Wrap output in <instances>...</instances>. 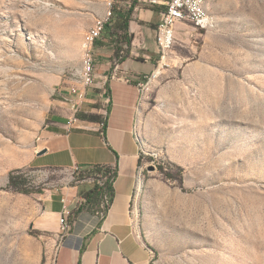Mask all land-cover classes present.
<instances>
[{
  "label": "rangeland",
  "instance_id": "rangeland-1",
  "mask_svg": "<svg viewBox=\"0 0 264 264\" xmlns=\"http://www.w3.org/2000/svg\"><path fill=\"white\" fill-rule=\"evenodd\" d=\"M114 1L0 0V264H55L60 247L82 245L86 217L66 233L42 226L45 195L101 175L23 168L40 193L7 185L59 90L78 83L84 38ZM208 9L213 26L179 25L144 91L132 209L151 264H264V0H208ZM95 58L97 69L113 65Z\"/></svg>",
  "mask_w": 264,
  "mask_h": 264
},
{
  "label": "crops",
  "instance_id": "crops-1",
  "mask_svg": "<svg viewBox=\"0 0 264 264\" xmlns=\"http://www.w3.org/2000/svg\"><path fill=\"white\" fill-rule=\"evenodd\" d=\"M132 1L136 6L130 23L134 34L130 58L117 71L111 69V62L103 68L96 67L95 85L83 101L77 97L65 101L68 89H60L55 112L49 118L51 123L41 132L32 152L14 167L79 170L100 165L117 170L107 216L100 220L98 211L95 215L83 213L76 220L70 218L71 228L83 223L85 217L89 220L83 235L76 237L82 245L60 247L55 264H151V253L138 236L131 217L141 173L142 147L137 138L144 92L139 85L157 74V28L160 13L170 0H127L124 6H130ZM74 104L79 105V113L96 115L99 121L75 116ZM79 189L65 187L45 195L46 216L40 220L44 228L60 229L58 221L64 207L69 210L68 219L83 201L78 196Z\"/></svg>",
  "mask_w": 264,
  "mask_h": 264
},
{
  "label": "trees",
  "instance_id": "trees-1",
  "mask_svg": "<svg viewBox=\"0 0 264 264\" xmlns=\"http://www.w3.org/2000/svg\"><path fill=\"white\" fill-rule=\"evenodd\" d=\"M126 2L127 0L114 1L111 8V16L104 25L101 37L95 40L93 45L95 54L97 51L101 55H110L113 62L111 69L116 68V64L122 65L130 58L131 55L134 34L131 33L130 23L133 20L136 2L132 1L131 5L128 7L124 6ZM106 50H109V52L102 54V52H106ZM77 117L83 120L94 122L99 121V117L96 115L79 113L77 114ZM138 143L142 147L139 139ZM142 154H144L143 150ZM83 169L93 171L94 173L101 175V178L97 180L98 182H95L92 187L79 186V197L83 201L76 210L70 213L68 220L70 218L76 220L83 213L95 215L98 211H100L102 200L106 196L110 199V207L113 202L114 184L117 179V170L112 167L100 165ZM79 180H83V178ZM7 188L27 195L40 193V191H37L34 188L27 187V179L21 170H14L10 172Z\"/></svg>",
  "mask_w": 264,
  "mask_h": 264
},
{
  "label": "built area",
  "instance_id": "built-area-1",
  "mask_svg": "<svg viewBox=\"0 0 264 264\" xmlns=\"http://www.w3.org/2000/svg\"><path fill=\"white\" fill-rule=\"evenodd\" d=\"M113 4H110V9L107 12V16L104 20H99L95 26L91 29L93 31H100L102 34L105 23L111 16V8ZM208 6V2L206 4ZM210 11V9H209ZM210 15H213L210 11ZM193 25L195 28L205 30V18H201L198 13L195 12V2L192 0H170L166 8L160 13V22L157 28L156 42L159 50V44H166V53H159L161 60L163 61L164 57H167L168 52L172 50L176 43V37L179 32V25ZM216 24V23H215ZM96 54L89 55L88 60L82 64V68L78 73L79 81L76 85L70 86L68 88V93L65 96V101L70 102L72 97H77L79 100L83 101L88 96V92L95 85L97 79L96 75ZM119 65L116 64V71L118 70ZM145 82H142L139 87H141ZM110 100H108V103ZM72 111L75 116L79 114L80 108L78 104H74ZM78 170V169H76ZM110 209V199L106 196L103 198L100 211L97 214L100 220H103ZM68 208L65 206L63 212L59 217V226L60 231L62 232V225L66 219V212ZM153 254L152 252H150Z\"/></svg>",
  "mask_w": 264,
  "mask_h": 264
},
{
  "label": "bare ground",
  "instance_id": "bare-ground-1",
  "mask_svg": "<svg viewBox=\"0 0 264 264\" xmlns=\"http://www.w3.org/2000/svg\"><path fill=\"white\" fill-rule=\"evenodd\" d=\"M192 2H195V12L198 13V15L201 18H205V30H209L214 23V19H213V15H210V11L208 9V6H206L208 0H192ZM101 37V32L100 31H93V32H88L84 38V42H85V51H84V56H83V63L86 62V60H88L89 55H93L94 54V50H93V45L95 40L99 39ZM159 53H166V44H159ZM165 58L163 59V61L161 63L165 62ZM162 68V66H160ZM161 68L157 70V74H153L151 76V78L148 79V82L146 81L141 87V91L144 92L145 89L148 86V83L150 82V80L153 78H156V76H158L159 74H161ZM69 214V212H67V215ZM131 217L133 218L134 222L137 224V217L135 214V210L132 209L131 210ZM71 228V224L69 222V220L66 218L64 224L62 225V232L66 233L70 230ZM61 232V233H62Z\"/></svg>",
  "mask_w": 264,
  "mask_h": 264
}]
</instances>
